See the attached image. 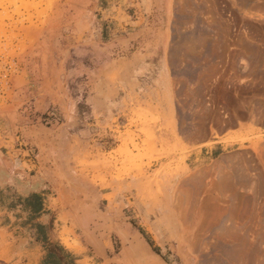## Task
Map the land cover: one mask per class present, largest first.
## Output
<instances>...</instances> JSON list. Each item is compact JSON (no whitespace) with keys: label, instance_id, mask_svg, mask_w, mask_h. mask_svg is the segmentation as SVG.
<instances>
[{"label":"rangeland","instance_id":"374dc122","mask_svg":"<svg viewBox=\"0 0 264 264\" xmlns=\"http://www.w3.org/2000/svg\"><path fill=\"white\" fill-rule=\"evenodd\" d=\"M212 1L0 0V264L26 180L80 245L73 179L132 226L105 264H264V0Z\"/></svg>","mask_w":264,"mask_h":264},{"label":"crops","instance_id":"0c3cea01","mask_svg":"<svg viewBox=\"0 0 264 264\" xmlns=\"http://www.w3.org/2000/svg\"><path fill=\"white\" fill-rule=\"evenodd\" d=\"M72 183V187L77 186L78 190L72 189L70 199L65 200V204L70 209L69 217L79 226L76 235L80 237L81 243L74 248L63 243L58 236L59 224L55 220L58 216L49 212L50 195L43 193L47 183L26 180L18 185L22 188L18 190L21 204L13 214H4L3 222L9 219L10 223L5 229L19 238V264H105L103 256L115 263L126 258L123 247L116 253L114 242L106 244L110 236L134 233L127 218L118 215L126 213L118 206L122 202L121 197L113 196L109 200L108 196L113 194L109 188L97 187L77 179H73ZM0 191L1 204L4 197L1 193H10L5 189ZM4 210H9L8 205ZM98 239H101V247L97 246Z\"/></svg>","mask_w":264,"mask_h":264},{"label":"bare ground","instance_id":"6f19581e","mask_svg":"<svg viewBox=\"0 0 264 264\" xmlns=\"http://www.w3.org/2000/svg\"><path fill=\"white\" fill-rule=\"evenodd\" d=\"M205 0H200V2H198V3H195L194 2V4H196L198 7H202V6H206L205 5V2H204ZM221 0H216V2L218 3H216L215 1H212V4H213V2H215V4H217V5H219L221 2H220ZM208 4V3H207ZM215 4H213L212 6L214 7L213 9H214V12H215V15H216V17H218V19H219V21L220 22H222V23H224V24H226V22H228V21H230V19H229V15L231 14V8H230V6H222V7H220V5L218 6V8H217V6H215ZM221 4H223V3H221ZM224 5H226L225 4V2H224ZM215 7H216V9H215ZM230 9H229V8ZM229 14V15H228ZM228 20V21H227ZM220 120V119H219ZM261 233V232H260ZM261 236V235H260ZM261 238V237H260ZM263 241V240H262ZM139 261V260H138ZM139 263V262H138ZM147 264H161L156 258H152V259H149L148 260V262H147Z\"/></svg>","mask_w":264,"mask_h":264}]
</instances>
